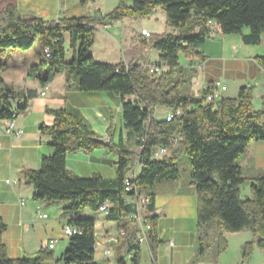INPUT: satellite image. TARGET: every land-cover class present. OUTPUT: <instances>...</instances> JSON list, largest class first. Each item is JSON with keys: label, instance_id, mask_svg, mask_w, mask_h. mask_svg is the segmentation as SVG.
I'll use <instances>...</instances> for the list:
<instances>
[{"label": "trees", "instance_id": "obj_1", "mask_svg": "<svg viewBox=\"0 0 264 264\" xmlns=\"http://www.w3.org/2000/svg\"><path fill=\"white\" fill-rule=\"evenodd\" d=\"M81 6L93 0H78ZM161 8L166 25L175 33L150 34L148 46L159 54L164 68L161 74L151 78L146 67L138 64H110L95 61L89 50L94 43L97 26L116 22L127 17H145L155 8ZM6 15L0 21V56L8 49L27 52L38 44V62L26 72L28 79L37 80L41 87L52 77L65 73V88L83 92H111L121 99V114L127 139H133L136 148L144 144L141 152L127 148L122 139L117 143L110 139L104 143L80 119L64 109H45L53 118L51 125H39V131L50 137L53 153L41 159L38 170L20 172L26 184L32 185L35 197L49 203H63V214H74L69 225L79 233L69 237V244L62 255L64 264H96L93 259L94 228L92 219L77 217V213L89 209L98 211L108 205L106 218L118 223L117 247L125 246V254L117 255V264H139L141 246L136 237L140 232L138 222L132 217L134 206L128 200L125 178L132 168L140 165V173L130 179L139 194L150 199L145 221L150 229L147 241L154 254L160 244L156 238L157 215H150L155 195L154 188L163 182L179 178L178 161L185 155L191 167V184L197 198L196 254L191 264L202 261L207 247L206 228L216 223L214 260L226 248L223 233L249 230L257 235V244L264 241V178L255 179L250 198H241L240 187L244 181L238 165L239 157L252 141H264V99L259 110L252 108V87L243 86L235 98H223L211 103L204 95L192 97L179 92L182 84L184 58L205 57L196 48L211 39L213 23L222 35L240 34L244 44L259 45L264 33V0H118L111 11L103 15L62 18L46 21L37 16H21L14 5L6 6ZM247 29L248 33L242 34ZM63 34L69 38L67 50ZM48 50V56L45 53ZM261 63L264 58H257ZM8 61H0V119L15 120L28 108V101L37 96L35 91H16L6 83L1 73ZM13 103H18L13 107ZM162 107L180 109L181 116L170 122L164 117L153 116V109ZM176 136L173 146L170 138ZM145 137L144 143L140 141ZM168 147L169 154L152 158L157 147ZM103 148L116 157V176L105 179L99 174L79 177L65 164L67 154L90 153ZM6 226L0 218V264H41L51 259L45 250L33 256L10 259L2 242ZM253 242L241 248L242 259L252 252ZM130 254L126 259L125 255Z\"/></svg>", "mask_w": 264, "mask_h": 264}, {"label": "crops", "instance_id": "obj_2", "mask_svg": "<svg viewBox=\"0 0 264 264\" xmlns=\"http://www.w3.org/2000/svg\"><path fill=\"white\" fill-rule=\"evenodd\" d=\"M105 3L102 4V2ZM93 0L84 6L78 0H15L21 16H37L43 20H58L81 16L103 15L115 8L118 0ZM130 4L131 0H125ZM102 5L105 11L102 12ZM156 8L154 11H156ZM133 17L123 18L132 25ZM134 21V20H133ZM113 23V22H111ZM110 23L97 26L96 32L103 31L116 42L123 41L124 50L121 59L115 63L152 65L140 63V55L149 57L152 53L153 64L159 62V54L145 45L147 38L139 34V39L132 36L133 29L121 39L119 30H107ZM103 28V30H101ZM118 28V27H116ZM146 29L141 26L140 31ZM147 30V29H146ZM148 31V30H147ZM176 31L170 30V33ZM248 33L247 29L242 34ZM198 46L196 51L205 57L184 58L182 78L189 80V87H181L179 92L192 97L200 96L208 87L213 88L215 81L220 86L215 89L217 100L235 98L243 86L252 87V108L259 110L264 99V33L259 45L244 44L240 34L222 35L218 26L213 23L211 40ZM7 52V50H6ZM38 62L31 52L15 51L8 61V67L1 73L3 80L16 91H35L37 96L28 101L27 110L14 120V128L21 131L19 136L6 132L10 120L0 119V218L6 229L2 234L6 254L10 259H20L23 256H33L40 250L52 254L51 259L41 264H64L62 255L69 244V236L63 233L66 225L75 217L74 214H63V203H49L35 197V190L22 179L20 172L24 169L38 170L41 159L53 153L49 145L50 137L39 131V125H51L53 118L45 113L49 108L64 109L69 114L80 119L91 131L104 139L117 143H132L127 139L121 114V99L111 92H83L73 88H65V73L60 72L52 77L50 82L41 87L37 80L27 79L29 67ZM202 62L201 65H199ZM166 70V68H164ZM184 82V81H183ZM184 93H183V92ZM41 92H44L41 95ZM18 103H13L16 107ZM166 113V112H165ZM264 121V116H263ZM66 167L78 175L87 178L99 174L105 179L116 176V157L107 154L103 148H97L90 153L74 152L66 155ZM238 165L244 181L240 187L241 198H250L251 183L257 178H264V141H252L246 151L239 157ZM140 166L135 165L130 171L132 177L140 173ZM154 198L150 215H157L156 238L160 244L154 254L148 241L141 243V258L139 264H191L196 254L197 239V198L194 186L184 184L180 177L172 182H163L154 188ZM20 200H23L20 203ZM46 214L39 218L36 211ZM82 219H92L94 228L93 259L96 264H117L118 253L125 254V246L117 247L119 234L118 223L108 220L106 213L84 209L77 213ZM216 223H210L206 228L207 245L202 261L197 264H264L263 247L257 244V235L249 230L223 233L226 248L214 260L215 247L208 248L209 234L216 233ZM54 243L51 244L50 241ZM172 242V245H170ZM253 242L252 252L248 258L241 261V248L244 244ZM130 254L125 258L129 259Z\"/></svg>", "mask_w": 264, "mask_h": 264}, {"label": "rangeland", "instance_id": "obj_3", "mask_svg": "<svg viewBox=\"0 0 264 264\" xmlns=\"http://www.w3.org/2000/svg\"><path fill=\"white\" fill-rule=\"evenodd\" d=\"M93 2V1H92ZM90 2V3H92ZM102 0H99V3H101ZM105 3V1L102 2V4ZM8 5H14V7L17 10L15 0H0V21L5 17L6 15V6ZM158 9L156 11H152L148 16L145 17H135V19H132V25L130 28V25L127 23V21H122L116 23L115 22L110 23V25L106 28L109 30V28H112V31H117L119 30V33L121 34V39L125 37V35L128 33V30L133 29L132 36L134 39H139V34L140 33V28L141 26L145 27L150 34H155V35H164L170 33V28L167 27L166 25V17L164 12L162 11L161 8L157 7ZM105 7L102 5L101 11L104 12ZM156 9V8H155ZM18 12V10H17ZM19 13V12H18ZM134 20V21H133ZM118 27V28H116ZM117 29V30H115ZM103 30V28L101 29ZM64 42H65V48L67 50V56L66 59L68 60L70 58V51L68 49L69 45V38L67 34H63ZM148 41L149 38H147V42H145V45L148 46ZM215 41V39H210L208 42ZM123 41L121 42H116L115 40L111 39L109 36L106 35L103 31L95 32L94 36V43L91 46L89 50V55L97 62H104V63H115L119 61L118 59H121V50L126 51L127 49L124 50ZM37 47L38 44L34 43V45L28 50L32 54V57L37 56ZM151 50H154L150 48ZM15 51H20L18 49H8L6 53L2 54L0 56V61H10V59L13 58V54ZM156 51V50H155ZM22 52V51H21ZM153 53V52H152ZM152 53L150 54L149 57H145L144 55H140L139 61L140 63L143 64H153V58H152ZM156 59H159L155 57ZM179 64L182 66L184 64V56L180 55L179 56ZM146 67V66H145ZM27 78V77H26ZM154 78V77H153ZM28 79V78H27ZM184 81V82H183ZM190 82L187 80V78L182 79V84L180 88L183 87H189ZM183 92V91H182ZM184 93V92H183ZM167 111L166 108L162 107H155L153 109V116L155 119H162L165 112ZM127 148L131 150L133 148L132 143L127 144ZM133 151V150H131ZM134 152L137 153V148L134 150ZM178 166H179V177L182 180L184 184L190 183L191 182V167L189 165L188 159L185 155H181L178 161ZM215 242H216V233L209 234L207 244L208 248L210 247L209 251H212L213 248L215 247ZM241 256V261H244L242 259V253L240 252Z\"/></svg>", "mask_w": 264, "mask_h": 264}, {"label": "built area", "instance_id": "obj_4", "mask_svg": "<svg viewBox=\"0 0 264 264\" xmlns=\"http://www.w3.org/2000/svg\"><path fill=\"white\" fill-rule=\"evenodd\" d=\"M140 33L145 38L150 37V33L146 29H142ZM44 51L46 55L48 56V50L45 49ZM201 64L202 62L199 65ZM163 69H164L163 64H152V65L146 66V73L149 77L153 78L161 74ZM219 86H220V82L215 81L213 83L212 90H209L204 95L205 101L207 103L217 101L215 89H217ZM43 94L44 92H41V95ZM181 113L182 112L180 109H175V110L168 109L163 117L166 122H170L175 118H179L181 116ZM6 132L9 135H15V136H19L21 134L20 130L14 128V120H10L8 128L6 129ZM140 141L144 143L145 137H141ZM169 142L171 145L175 146L178 143V139L176 136H174L170 138ZM143 147H144V144L139 145L137 147V153L141 152ZM169 151L170 150L168 147H164V146L157 147L152 151L151 157L155 159L162 158L164 156H167L169 154ZM137 165L140 166L138 163ZM131 178H132L131 174L130 175L128 174V176L125 178V190L130 193L128 200L134 206V213L132 214V217L135 218V220L138 222V225L140 228V232L138 233L136 240L139 244H141L147 240V232L150 229L149 224L144 219L146 214H148L147 208L150 204V199L147 196L138 193L136 186L130 183ZM22 201L23 200H20V203H22ZM107 210H108L107 204H102L99 207V211L101 212L107 213ZM36 215L39 218L47 217L46 214H43L40 210L36 211ZM79 232H80L79 229L72 225H66L63 229V233L69 237ZM50 243L53 244L54 241L51 240ZM170 245H172V242H170ZM129 258H130V255H129ZM70 264H75V263H70Z\"/></svg>", "mask_w": 264, "mask_h": 264}, {"label": "water", "instance_id": "obj_5", "mask_svg": "<svg viewBox=\"0 0 264 264\" xmlns=\"http://www.w3.org/2000/svg\"><path fill=\"white\" fill-rule=\"evenodd\" d=\"M95 142H98V143H104V139L103 138H96L94 139Z\"/></svg>", "mask_w": 264, "mask_h": 264}]
</instances>
